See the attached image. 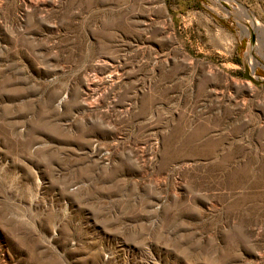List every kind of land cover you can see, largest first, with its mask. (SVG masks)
Listing matches in <instances>:
<instances>
[{"label": "rangeland", "instance_id": "obj_1", "mask_svg": "<svg viewBox=\"0 0 264 264\" xmlns=\"http://www.w3.org/2000/svg\"><path fill=\"white\" fill-rule=\"evenodd\" d=\"M0 264H264V0H0Z\"/></svg>", "mask_w": 264, "mask_h": 264}]
</instances>
